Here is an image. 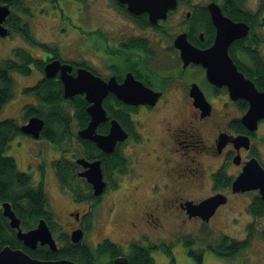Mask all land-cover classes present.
<instances>
[{"label": "flooded vegetation", "instance_id": "obj_1", "mask_svg": "<svg viewBox=\"0 0 264 264\" xmlns=\"http://www.w3.org/2000/svg\"><path fill=\"white\" fill-rule=\"evenodd\" d=\"M43 1L52 5L60 0ZM77 1L82 4L81 10L83 13L84 0ZM242 1L200 0L199 7H195L192 0H175L176 5L174 8H170L166 18L159 19L157 24L152 25L148 22L146 13L136 16L128 12L127 6L119 0H109L110 4L113 5V13L122 18L127 25L118 26L116 31L93 28L94 34L99 33V31L107 34L110 46L107 49L100 50L99 47L96 49L90 41H86L84 43L86 48L78 51L84 53L86 49H90L95 58L100 61L97 66L98 69L80 62L66 59L64 61L56 55L44 57L42 61L44 65L55 60L60 61L62 65H69L71 68L69 74L72 76H76L78 69H84L104 82L114 79L117 85L122 84L127 77L131 76L135 82L157 93L158 96L157 100L152 103L129 105L109 93L103 100V108L105 109L106 105L111 106L120 119H126L128 122L123 123L113 117L110 118V115L106 112L108 121L103 124L107 125L109 129L111 120L115 119L127 133L124 141L117 143L111 154H106L100 151L94 142L79 139L77 133L82 128L76 126L75 132L79 141H75L76 143L73 144L77 146L74 147L75 151L71 152L69 158L62 157L64 160H60L61 154L58 153V159H54L55 162L53 163L50 162L54 175H56L58 192L60 194L67 193L71 198L76 196V199L73 197L70 203L71 209L63 213L64 222H59L51 207L49 219H45L49 229L58 227L64 230V243L62 247L57 248L58 252L69 250V252H75V256L78 252H82L84 248L89 249L86 242H84L89 224L92 220L94 221L93 229L99 226L102 227L103 224L101 219L95 224L96 216L95 212H92L93 206L91 205L106 201L107 193L124 188L126 186L122 185L124 178L128 184L132 181L135 182L136 179L142 181L130 186L129 190L127 189L125 202L129 206L130 218L125 222L112 225L115 230L120 231V235L123 233L129 234L130 240L123 241L124 246H120L123 248V253H121L119 245L112 243L109 235H103L94 247L95 252H99L100 246L110 243L120 249V254L111 260V264L118 256L128 257L131 264L132 259L137 262L139 257H137V253H134V250L138 248L146 250L147 256L151 259V264H155L154 254L159 255L161 253L166 256L164 253L167 249L178 242V240L175 241L174 237L179 235L180 231L185 230L190 222L195 224L211 223V220L220 213L221 207L232 202V196L238 198L249 192L255 193L256 203L253 212L258 216L264 214L263 201L260 198L259 190L241 193L233 192L232 189V183L251 160H255L264 170V118L257 123L256 130L249 131L240 120L248 108V103L241 98L232 100L227 87H215L209 83L205 73L206 68L194 60L185 62L179 44L175 42L183 36L185 42L197 51L203 52L210 49L214 45L217 29L210 18L207 7L214 3L220 8L222 15L229 18L233 23L242 22L249 28L248 34L232 41L227 50L237 71H240L246 79H250L247 69L252 67L254 61L250 60L247 54L245 55V51L249 49L258 52V56L262 58V61H260L264 62L260 49V47L264 48V43L260 44V38L255 37L253 28V24L256 22L255 15L243 13L238 7ZM233 4L237 9L235 15L232 14L230 8ZM8 6L12 11L14 6L11 4H8ZM76 36L78 37L77 33ZM42 74L39 83L45 79L44 69ZM53 79L61 82L58 74ZM194 86L198 87L204 95L205 101L210 104V111L206 116H203L202 110L194 104L195 100L193 94H191ZM62 87L61 82V90ZM79 96L84 99V95ZM216 100L220 104L218 109L215 108L214 104ZM87 107L88 103L86 102ZM73 110L75 109L73 108ZM105 110L107 111V109ZM233 112L236 113V116L231 115ZM73 113L76 119V112L73 111ZM141 119H143V122H141ZM151 120L157 122L159 129L154 130L153 133L149 128L148 132L140 134L137 128L142 129V131L145 130L147 122ZM207 129H210V138L205 140L203 130ZM42 132L43 129L40 132L42 139L32 141V144L37 145L40 141L53 145L54 143L57 144L49 138H44ZM108 132L109 130L100 133L97 129L99 135ZM239 135L247 138L248 147L238 146L233 142L234 138ZM222 137L224 139L221 141ZM84 142L93 143L95 149L100 152L101 158H86L84 154L87 149ZM91 148L88 147V149ZM76 154L78 156H75ZM112 154L117 155L119 169L112 170L109 163L104 165V162H102L103 157L107 158ZM80 158L89 163L93 161L101 163L102 181L105 184L101 195H94L92 185L81 176L85 168L82 164L77 163ZM144 158L148 160L145 166ZM59 163L63 164L65 173H62L61 176L58 175L57 169ZM37 165L42 167L40 162ZM139 165H143L140 168L141 171L134 170V166ZM146 169L151 172L149 173ZM113 174H115L114 178L112 177ZM111 178H113V181ZM143 184L148 185L146 193L139 192V188ZM39 186L46 195L44 186L37 184L35 187ZM82 192L87 193L90 200L78 198ZM214 195H223L226 201L215 209L214 214L211 215L208 221H204L198 216L189 217L185 210L186 203L191 201L194 204H199L202 200ZM114 211L112 205H108L106 213L112 215ZM116 218L117 216H115ZM164 220L169 227L168 229L163 224ZM39 221L33 228L37 226ZM74 231L82 233V240L78 243H72L71 236ZM163 235L172 238L166 242L164 238L166 236ZM249 240L248 237L241 241H245L249 245ZM183 244H186V247L189 245L187 242ZM207 251L213 252L209 249ZM62 254L63 257L57 256L56 259H67L78 263L75 259H70L72 256L69 254ZM103 256L105 255H98L95 258L99 261L98 263L105 261ZM77 259H79V256Z\"/></svg>", "mask_w": 264, "mask_h": 264}, {"label": "rangeland", "instance_id": "obj_2", "mask_svg": "<svg viewBox=\"0 0 264 264\" xmlns=\"http://www.w3.org/2000/svg\"><path fill=\"white\" fill-rule=\"evenodd\" d=\"M20 1L22 7L20 9L13 7L10 14L16 17L20 23H28L31 30V37L38 43L45 44L51 49L43 50L37 46H32L25 38L11 29V34L8 37H0V62L5 59H12L15 48H23L28 50L37 61H43L44 57L56 55L64 61L66 59L80 62L98 69L97 66L100 61L98 58H95L90 49H86L84 53L78 51L86 48L84 46L86 41H90L96 49L99 47L100 50L107 49L110 46L107 34L103 31L94 34V29L103 28L107 31H116L118 26L127 25L122 18L113 13V5L110 4L109 0H84L83 13L85 16L81 10L82 4L77 0H60L52 5H49L43 0ZM199 1L200 0H192L193 6L199 7ZM238 7H240L243 13L246 12L250 13L252 16L255 15L256 22L253 24L255 37L260 38V44L264 43V0H243ZM170 24H168V26H170ZM260 49L264 59V48L260 47ZM31 70L29 75H22L16 71L11 73V79L14 81L13 97L0 110V121L11 119L22 126L26 124L27 120L30 118L25 117L24 108L28 105H33L34 107L39 105V101L36 97L28 95L23 91L24 88L35 87L41 83H39V81L43 75L42 71L35 66H31ZM66 102L67 103H62L61 106L69 113L72 123V133L69 134L67 138L63 139L59 137L57 140L59 141L58 144L54 143L55 146L45 141H40L35 145L32 144V141H35V139L29 135L21 134L9 144V148L5 151V155L12 156L15 159L19 170L31 176L32 185L36 186L37 184H41L44 186L46 197L49 201V207L56 213L60 223L64 222L65 217H63V213L71 209L70 203L73 197L76 199V196L71 198L67 193L60 194L58 192L55 179L56 175H54V170L50 162L53 163L55 162L53 161L54 159H58V153L61 154L60 160H64L62 157L69 158L71 152L75 151L74 147H77L73 144L79 141L75 132L77 126L73 113L75 105L70 104L68 100ZM214 104L215 108L218 109L220 105L219 101H214ZM231 115L236 116V113L233 112ZM45 116L46 115H44V117ZM141 122H143V119H141ZM103 123H100V125H103ZM100 125L97 126L96 131ZM149 128H151L153 133L154 130L156 131L159 129L157 122L151 120L147 122V126L144 128L145 130L142 131V129L137 128V131L143 134V132H148ZM40 136L37 139H40ZM203 137L205 140L210 138V129L203 130ZM38 148H40L39 151ZM75 156H78V154ZM147 161L146 158L143 159L144 166ZM39 162L42 163V167H38L37 164ZM142 166L143 165L134 166V170H140ZM146 170L149 173L151 172L148 169ZM113 176H115V174H113L112 177ZM113 178H111L112 181ZM141 182L142 181H137L136 179L135 182L132 181L128 184L127 180L124 178L122 185H126L124 186V188L126 187L125 189L120 188L117 191L109 192L106 195V201L94 203L95 206L91 205L93 206L92 212H95L96 216L95 224L100 219L103 221V224L102 227L99 226L94 229L92 227L94 221L92 220L91 224H89L88 233L84 240L89 251L95 252L94 247L103 235H109L112 243L117 246L119 245L118 247L121 245L124 246L123 241L130 240L129 234L123 233L120 235V231L118 229L115 230L112 225L118 222H125L130 218L129 206L125 202V196L130 186ZM147 188L148 185L143 184L140 186L139 192L146 193ZM79 195L81 197L78 196V198H81V200H90L89 195L85 192ZM255 197L256 194L253 192H249L238 198L232 196V202L227 206L221 207L220 213L211 220V223L195 224L194 222H190L185 230L180 231V234L174 237L175 241L178 240V242L172 244V246L167 249L166 253H164L166 256L161 253H159V255L154 254L155 264H264V241L261 237L264 231V214L258 216L253 212L254 204L256 203ZM107 204L109 206L111 204L115 209L114 214L109 215L106 213L108 208ZM115 216H117L116 219ZM163 224L167 229L169 228L165 220ZM22 230L29 231L25 229ZM49 230L52 238L55 240L56 248L62 247L64 243V230L58 227L50 228ZM222 236L236 241H241L249 237L250 242L245 250L239 252L233 258H221L215 253L207 250L208 247L217 244ZM164 238L167 242L172 237L167 235ZM186 242L191 246L189 245L186 247V244H183ZM38 247L48 248L47 246ZM120 249L121 253H123V248L120 247ZM189 251H192L195 255H199V253L203 252L201 261L198 263L192 255L187 253ZM103 258L105 261L98 263L99 261L96 260L95 264L110 263L114 257L111 259L110 256L106 254ZM56 260H61V258H57Z\"/></svg>", "mask_w": 264, "mask_h": 264}, {"label": "water", "instance_id": "obj_3", "mask_svg": "<svg viewBox=\"0 0 264 264\" xmlns=\"http://www.w3.org/2000/svg\"><path fill=\"white\" fill-rule=\"evenodd\" d=\"M0 37L6 38L10 35V30L5 26V21L10 15V7L6 4V0H0ZM127 6V11L138 16L146 13L148 22L152 25L157 24L159 19H165L170 8L176 5L175 0H119ZM210 12L215 28L217 29L214 45L208 49L197 51L191 48L183 39L179 37L175 42L179 44L182 52V58L186 62L194 60L202 64L206 68V77L209 83L215 87H227V91L232 100L241 98L248 103V108L245 114L241 117V123L249 131H254L257 128V123L264 118V90H257L255 84L250 79H246L244 75L237 71L233 61L228 55V46L237 38L245 37L248 34L249 28L242 22H232L229 18L222 15L220 8L214 3L207 7ZM44 78L53 79L58 74L62 82L63 99L72 98L78 95H84V99L89 104L86 108L89 123L86 127L79 129L77 136L79 139L89 140L94 142L96 147L106 153L111 154L117 145L124 141L127 133L122 129L119 123L112 119L109 125L107 134H97L96 128L100 123L108 121L106 111L103 108V100L111 93L119 100L121 99L126 104H142L157 100V93L148 90L144 86L135 82L131 76L125 81L117 85L114 79L104 82L99 77H94L89 71L78 69L76 76L69 74L71 68L69 65H62L60 61L55 60L44 65ZM195 105L202 110V115L206 116L210 111L204 95L194 86L192 93ZM45 122L39 117H30L26 124L20 126V133L29 135L37 140L40 132L43 129ZM224 137L221 138V141ZM233 142L240 146L248 147V140L244 136L234 138ZM77 163L82 164L85 171L81 173L86 181L92 185L93 194L101 195L105 187L102 181L101 163L93 161L91 163L84 159L77 160ZM233 192H244L259 190L260 198L263 201L264 209V170L255 160L248 162L241 174L232 183ZM223 195H214L208 199L202 200L199 204H194L189 201L185 204V210L190 216L201 217L204 221H208L215 209L225 203ZM2 216L8 220V227L15 231L17 241L21 242L22 246L28 250H35L38 246H47L51 252H56V243L52 238L50 230L47 228L44 219H41L35 228L29 231H24L20 227V219H18L11 209L9 203L0 205ZM82 233L74 231L71 239L72 243L81 241ZM0 264H79L67 259L61 260H38L31 258L22 249H14L9 246H2L0 241ZM112 264H130L128 257L118 256L112 261Z\"/></svg>", "mask_w": 264, "mask_h": 264}, {"label": "trees", "instance_id": "obj_4", "mask_svg": "<svg viewBox=\"0 0 264 264\" xmlns=\"http://www.w3.org/2000/svg\"><path fill=\"white\" fill-rule=\"evenodd\" d=\"M6 3L19 9L22 7L20 0H6ZM230 8L232 14L234 13L235 15L237 9L234 7V4L233 6H230ZM5 26H7L10 32L12 29V31L17 32L21 37L25 38L30 45L37 46L43 50L51 49L45 44L38 43L33 37H31V30L28 23H20L18 19L11 14L5 21ZM246 54L249 56L250 60L254 61L252 67L247 69L249 71V77L254 82L257 90H264V62H261L262 58L258 56V52L250 51L249 49H246L245 55ZM43 65L42 61H37L28 50L23 48H15L12 59H5L0 62V110L13 97L14 81L11 79V73L16 71L22 75H29L32 71L31 66L38 67V69L43 71ZM23 91L28 95H33L39 101L38 106L34 107L33 105H28L25 107L24 113L25 117L29 118L37 116L45 122L42 132L44 138H49L58 144L59 141L57 140L59 137L65 139L72 133L70 115L61 106L62 103H67V100L70 104L75 105L74 111L76 112L75 121L77 123V128H82L89 122L85 110V100L79 95L78 97L67 98V100H64L62 97L61 82L59 80L45 78L35 87H27L24 88ZM105 109H107L110 118L113 117L123 123L128 122L126 119H120L117 112H115L111 106L106 105ZM44 115L46 116L44 117ZM107 129L108 126L103 124L100 125L98 131L100 133L107 132ZM20 135V125L16 121L11 119L0 121V205L2 203H9L16 217L20 219V227L25 230H30L39 220H41V218L46 220L49 219L48 217L51 213V208L49 207L48 198L41 186L35 187L32 185L31 176H29L28 173L19 170L16 161L12 156L5 155L6 149L10 146L9 144ZM84 143L85 148L87 149L84 154L86 158H101L100 152L95 149L93 143ZM88 147L92 148L88 149ZM102 162H104V165L109 163L112 170L120 168L115 154L109 155L107 158L103 157ZM59 164L60 165L57 166V169L58 175L61 176V174L64 173V167L62 163ZM262 238L264 240V232ZM0 241L1 247L6 245L14 249H22L31 258L33 257L41 261L53 260L56 259L57 256L63 257L61 256L63 255L62 253H66L72 256L70 259H75L80 264H94L97 260L95 258H97L98 255L107 254L112 259L120 252L117 247H114L110 243L100 246L99 252H89L88 249L84 248L82 252H78L75 256V252L73 251H57L58 253H52L44 247L28 251L22 246L21 242L17 241L15 231L8 227V220L2 216L1 209ZM247 246L248 243L245 241L230 240L227 237L222 236L217 244L208 247V249L221 258H233ZM134 253H137V257L139 258L137 259V262H134V259H132V264H151V259L147 256L148 254L146 250L138 248L134 250ZM187 253L192 255L198 263L201 261L202 254L199 253V255H195L192 251ZM78 256L81 261L77 259Z\"/></svg>", "mask_w": 264, "mask_h": 264}, {"label": "bare ground", "instance_id": "obj_5", "mask_svg": "<svg viewBox=\"0 0 264 264\" xmlns=\"http://www.w3.org/2000/svg\"><path fill=\"white\" fill-rule=\"evenodd\" d=\"M73 98V97H72ZM85 104V103H84Z\"/></svg>", "mask_w": 264, "mask_h": 264}]
</instances>
